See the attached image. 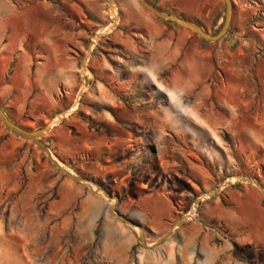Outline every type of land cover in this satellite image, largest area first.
Wrapping results in <instances>:
<instances>
[{"label": "crops", "instance_id": "obj_1", "mask_svg": "<svg viewBox=\"0 0 264 264\" xmlns=\"http://www.w3.org/2000/svg\"><path fill=\"white\" fill-rule=\"evenodd\" d=\"M115 1L120 15L112 39L109 38L110 45L125 50L127 55L122 56L126 60L133 57L140 62L135 68L140 85L156 81L170 90L177 106L183 105L184 96L207 80L202 69L209 70L212 49L202 46L189 29L169 24L142 7L138 0ZM147 1L203 28L217 14L216 0H198L186 11L176 7L177 0ZM105 4V0H0V65L4 68L18 57L22 62L17 67L29 70L25 78L15 77L3 84L0 97L14 95V100L23 101L17 107L19 110L30 100L45 102L41 103L44 109L67 100L78 84L77 70L81 69V82L89 79L83 75L82 60L78 65V59L89 49L91 36L110 22ZM221 21L219 17L214 27ZM101 48L104 45L98 42V48L94 46L88 59L95 73L93 93L88 97L105 104L111 100L114 122L121 126L122 109L113 102L116 93L107 81L108 73L116 75L117 69L101 54ZM161 74L166 77L160 79ZM19 82L23 90L14 91V84ZM161 90L158 89L159 93ZM87 114L98 122L97 113L87 110ZM68 121L53 128L52 152L69 166L80 157L81 166L92 165L99 170L98 175L103 165L99 154L111 146L110 134L89 125L81 129ZM84 134L87 136L82 138ZM23 145L24 142L16 144L15 161L1 166L3 180L9 171L16 173L15 177L6 178L3 191L20 201L24 192H31L35 199L27 211L28 217L30 213L33 217L17 225L14 222L7 230L0 221V264H264L263 192H225L222 197L216 196L206 201L199 216L186 220L157 251L147 249L133 255L137 231L112 214H105V200L94 193L97 191L71 180H60L46 167L34 169L25 151L20 155ZM52 192H69V199L79 198V205L73 210H68V204L64 210L58 208L50 199ZM65 210L68 215L62 227L68 237L59 243L58 223L54 220ZM166 211L171 212V204L163 208L154 198L137 202V208L130 213L121 208V212L132 220L143 221L153 232L168 230L164 221Z\"/></svg>", "mask_w": 264, "mask_h": 264}, {"label": "rangeland", "instance_id": "obj_2", "mask_svg": "<svg viewBox=\"0 0 264 264\" xmlns=\"http://www.w3.org/2000/svg\"><path fill=\"white\" fill-rule=\"evenodd\" d=\"M105 1L111 18L102 28L111 25L112 29L103 33L94 43L93 39L102 28L91 36L90 52L85 60L86 68L82 67L83 75L89 79L81 82V69L77 70L78 84L67 100L56 102L51 109L42 107L41 103L45 102L30 100L25 108L19 110L17 107L22 106L23 101L14 100V95L7 99L0 97V107L8 117L16 124L29 129H38L39 125L43 127L49 124L57 115L71 107L65 117H56L62 119L44 134L42 140L62 168L74 175H89L90 182H78L65 175L37 144L11 134L0 122V221L4 223L5 230L14 222L16 224L24 219L32 220L33 217L31 213L28 217L30 209H27L35 199L31 192H24L20 201L19 198L11 196L10 192L3 191L6 178L9 175L15 177L16 173L9 171L3 180L1 166L15 161L18 142H24L19 150L20 155L21 151H25L24 154L28 161L33 162L34 169L46 167L60 180H71L74 184L97 191L92 184L95 183L112 195L119 196L116 203L119 212L124 207L127 213H130L137 208V202L147 198H154V202L163 208L171 204V212L166 211L164 220L167 223L165 228L168 229L191 210L199 197V205L188 219L198 217L206 201L216 196L222 197L225 192H262L256 185L238 181L237 178H257L264 187V0H231L230 26L219 40L204 39L207 43L202 42L203 38L189 29L202 46H208L212 50L208 60L209 70L202 69L207 80L194 91L187 93L183 105L179 106L170 90L162 87L160 83L149 80L146 81L147 84L140 85L137 72L135 73V68L140 62L133 57L126 60L123 58L127 55L125 50L120 51L110 45L118 23L116 15L119 17L120 9L115 0V6L109 0ZM197 1L177 0L176 7L186 11L192 9ZM216 1L217 14L209 21L210 25L204 26V30L212 35L220 31L226 12L224 1ZM219 17L222 21L214 27ZM98 42L104 45V49H100L101 54L117 69L116 75L108 73L107 81L116 93V97L112 95L113 102L122 109L121 126L114 122L111 100H107L105 104L97 99L96 102L94 97H88L89 93H93L91 88L95 75L88 65V59L94 46L98 48ZM86 54L88 50L80 54L78 65ZM14 55L17 57V54ZM21 62V58L17 57L6 63L4 68L0 65V88L15 77L19 80L25 78V73L29 70L17 67ZM31 71L33 69L29 73ZM167 74L169 71L165 73L166 76ZM165 75L161 74L160 79L162 76L166 77ZM23 87L21 82L16 83L14 91L21 92ZM161 88L159 93L158 89ZM161 98L163 99L160 100ZM87 110L98 114V122L93 120L99 127L97 130L103 133L107 130V135L110 134L112 141L111 146L99 154L103 165L98 175L96 174L99 170L92 165L88 167L86 164L82 167L83 160L80 157L72 166L62 162L51 148L53 128L66 125L65 122L69 120L68 122L82 129L89 125ZM181 110L185 113H181ZM86 136L84 134L82 138ZM100 136L101 141L105 142V137ZM122 177L124 179H121ZM217 187L220 188L213 196L207 195ZM128 188L131 192H127ZM67 193L61 195L60 192H52L50 199L63 210L67 204L68 210L76 209L79 198L69 199ZM94 193L105 200V214H111L109 207L115 204V200L105 197L101 192ZM121 213L128 217V214ZM67 215L65 210L54 220L58 223L59 243L68 237L62 227V221H65ZM133 220L140 226L127 224L137 231V242L131 251L133 255L147 249L157 251L179 228H174L168 238L156 244L166 231L153 232L143 221ZM140 230L144 242L140 238ZM95 236H98L96 232Z\"/></svg>", "mask_w": 264, "mask_h": 264}, {"label": "water", "instance_id": "obj_3", "mask_svg": "<svg viewBox=\"0 0 264 264\" xmlns=\"http://www.w3.org/2000/svg\"><path fill=\"white\" fill-rule=\"evenodd\" d=\"M226 6V12H225V19L224 22L222 24V27L220 29V31L217 34H209L207 33L203 27H201L198 23H196L195 21L192 20H188L186 18H182L179 17L176 14L170 13V12H165L162 11L160 9H158L156 6H154L153 4L149 3L147 0H138V2L140 3V5L142 7H144L145 9H147L148 11H150L151 13H153L154 15H156L159 18L165 19V20H169L172 21L174 23H176L179 26L185 27L187 29L192 30L193 32H195L196 34H198L199 36H201L203 39L208 40V41H214V40H219L221 39L228 31V28L230 26V21H231V14H232V2L231 0H223ZM109 2L114 3V0H109ZM118 17H116L117 19ZM115 22V20H114ZM101 30V29H100ZM99 30V31H100ZM98 31V32H99ZM96 34V36L98 38H100V34ZM89 45V49H88V54H86L83 58L82 63L88 58L89 55V51H90V46ZM67 110H64L62 113L66 112ZM60 113V114H62ZM58 116V115H57ZM0 122L2 123V125L5 127V129L7 131H9L11 134L22 138L23 140H27V141H32L35 144H37L47 155V157L49 158V160L61 171L63 172L65 175H67L68 177L72 178L75 181L78 182H90L89 179L82 177V176H78V175H74L70 172H68L67 170H65L64 168H62L53 158V155L51 154V150L50 148L47 146V144L42 140V137L44 136V134L48 133L51 128L53 127V125H55L56 123H54V119L47 125L38 128V129H29V128H25L23 126H20L18 124H16L15 122H13L8 115L6 114V112L0 107ZM238 181H244V182H248V183H252L254 185H256L263 193H264V187L263 185L260 183V181L257 178H251L248 176H239L238 177ZM95 187L97 192H101L105 197L109 198V199H114L115 200V204H113L112 206L109 207V212L111 214H113L114 216H116L118 219H120L121 221L125 222L126 224H129L131 226H137L140 227L137 223H135L131 218L125 216L124 214H122L121 212H119L116 209V203L119 200V196L116 195H112L111 193L107 192L102 186L92 183ZM228 184H232V183H228ZM225 184V185H228ZM220 187H217L215 190H213L212 192H208L207 195L213 196L217 191L219 190ZM201 197L197 198L194 202L195 205V211L199 205V201H200ZM194 211V212H195ZM193 213L188 212L185 215H182L160 238L159 240L156 242V244L161 243L162 241H164L166 238H168L173 229L182 226L185 221L191 217ZM140 238L141 240L144 242V237L142 234V231L140 230ZM145 246H147L144 243ZM149 247V246H148Z\"/></svg>", "mask_w": 264, "mask_h": 264}, {"label": "bare ground", "instance_id": "obj_4", "mask_svg": "<svg viewBox=\"0 0 264 264\" xmlns=\"http://www.w3.org/2000/svg\"><path fill=\"white\" fill-rule=\"evenodd\" d=\"M113 6H115L113 3H111ZM111 5V6H112ZM115 12V11H114ZM116 17H117V15H116ZM118 19V18H117ZM112 29V26L110 25V26H107V27H103L99 32H98V34H100V35H102L103 33H107L108 31H110ZM98 37L97 36H95V39H93V43L96 41V39H97ZM90 52V51H89ZM82 67L83 68H86V66H85V61L82 63ZM71 108V107H70ZM69 108V109H70ZM69 109L66 111V112H64V113H62V114H59L61 117H63L64 115H67V112L69 111ZM58 115V116H59ZM57 117V116H56ZM55 117V118H56ZM61 117H59V118H54V123H57V122H59L62 118ZM65 117V116H64ZM59 164V163H58ZM238 179V178H237ZM110 206H112V205H110ZM194 211H195V205H193L192 206V208H191V210L189 211V212H191V213H194Z\"/></svg>", "mask_w": 264, "mask_h": 264}, {"label": "trees", "instance_id": "obj_5", "mask_svg": "<svg viewBox=\"0 0 264 264\" xmlns=\"http://www.w3.org/2000/svg\"><path fill=\"white\" fill-rule=\"evenodd\" d=\"M171 13H173V12H171ZM166 22H168L169 24H174V25H176L174 22L169 21V20H166ZM201 41L207 43L204 39H201ZM87 117H88V118H87V121L89 122L90 127L95 128L96 130L99 129V127L96 126V123L93 121V119H92L89 115H87ZM41 126H42V125H39L38 128H40ZM27 128H29V127H27ZM133 248H134V247H133Z\"/></svg>", "mask_w": 264, "mask_h": 264}]
</instances>
